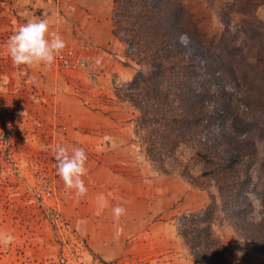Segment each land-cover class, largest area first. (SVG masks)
<instances>
[{"label":"rangeland","instance_id":"obj_1","mask_svg":"<svg viewBox=\"0 0 264 264\" xmlns=\"http://www.w3.org/2000/svg\"><path fill=\"white\" fill-rule=\"evenodd\" d=\"M31 1L0 0V231L14 237L0 245V264H199L177 234L175 218L193 211L186 192L194 202L201 192L176 174L160 173L141 153L134 134L137 110L115 95L141 66L127 57L118 38L94 44L91 35L102 31L81 26L67 1H48L45 7ZM175 1L191 14L201 40L212 42L211 53H221L220 38H233L225 56L233 68L224 76L226 88L245 120L264 129V2L246 16L236 0ZM41 18L66 47L51 67L14 65L9 37ZM57 144L87 153L82 197L57 175ZM252 159L251 183L260 189L263 138ZM174 189L181 191L175 201ZM205 192L220 201L215 188ZM117 206L126 209L119 220L113 214ZM214 229L227 242L231 264H258L264 255L226 221Z\"/></svg>","mask_w":264,"mask_h":264},{"label":"trees","instance_id":"obj_2","mask_svg":"<svg viewBox=\"0 0 264 264\" xmlns=\"http://www.w3.org/2000/svg\"><path fill=\"white\" fill-rule=\"evenodd\" d=\"M235 7L252 15L254 0H236ZM112 34L126 46V55L141 66L115 95L136 110L134 134L141 153L162 174H176L190 186L209 191V202L176 216V231L199 264H231L227 242L214 229L227 222L255 252H264V221L256 222L245 192L264 200V185L254 186L251 169L256 141L264 129L246 121L224 76L233 68L225 56L230 41L201 40L190 13L175 0H112ZM187 33L190 42L177 38ZM240 100V99H239ZM259 131V132H258ZM264 163H261V165ZM264 167V166H263Z\"/></svg>","mask_w":264,"mask_h":264},{"label":"clouds","instance_id":"obj_3","mask_svg":"<svg viewBox=\"0 0 264 264\" xmlns=\"http://www.w3.org/2000/svg\"><path fill=\"white\" fill-rule=\"evenodd\" d=\"M45 14L42 13V17ZM177 42L181 46H187L190 37L187 33H181ZM66 47V42L62 36L54 31H50L49 22L46 18L39 20L32 19L18 27L7 41L8 55L16 66L36 67L43 65L51 67L59 54ZM54 161L58 177L63 181L65 188L73 190L78 197L86 194L87 188L84 177L88 174L86 167L87 153L83 147H68L57 144L54 147ZM244 196L251 203L256 222L264 221V200L255 192H245ZM126 213V209L117 206L113 209L114 218H119ZM14 237L7 232L0 231V245L12 243Z\"/></svg>","mask_w":264,"mask_h":264},{"label":"crops","instance_id":"obj_4","mask_svg":"<svg viewBox=\"0 0 264 264\" xmlns=\"http://www.w3.org/2000/svg\"><path fill=\"white\" fill-rule=\"evenodd\" d=\"M36 3L49 4L48 1L55 0H32ZM31 1V2H32ZM59 1V0H57ZM68 3L67 11L70 15H78L81 17L80 25L86 26V30L91 31H102L101 34L91 35V39L94 44L110 45L114 43L117 38L112 34V24H111V10H112V0H65ZM89 26V28H87ZM106 34H104V31ZM189 187V185H187ZM200 202L192 201L193 193L187 191L185 194V203H187L190 210H195L204 207L208 203V193L200 190ZM181 195V191L174 189L170 195V199L175 201L178 196ZM199 205H196V204ZM261 256V257H260ZM258 264H264V255H260ZM258 260V259H257Z\"/></svg>","mask_w":264,"mask_h":264}]
</instances>
